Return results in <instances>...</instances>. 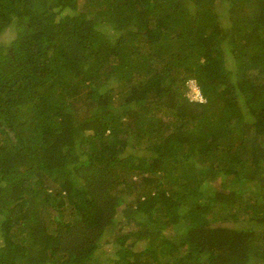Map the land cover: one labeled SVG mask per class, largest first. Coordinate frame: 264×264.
Returning <instances> with one entry per match:
<instances>
[{
    "label": "trees",
    "instance_id": "16d2710c",
    "mask_svg": "<svg viewBox=\"0 0 264 264\" xmlns=\"http://www.w3.org/2000/svg\"><path fill=\"white\" fill-rule=\"evenodd\" d=\"M12 25L0 264H93L107 230L110 264H264V0H0Z\"/></svg>",
    "mask_w": 264,
    "mask_h": 264
},
{
    "label": "rangeland",
    "instance_id": "374dc122",
    "mask_svg": "<svg viewBox=\"0 0 264 264\" xmlns=\"http://www.w3.org/2000/svg\"><path fill=\"white\" fill-rule=\"evenodd\" d=\"M82 9V7H80ZM83 10V9H82ZM81 10V11H82ZM223 25H226L224 22ZM14 29L13 25L8 27L2 34H0V44L4 45V47L8 46L11 40L14 38ZM229 63V62H228ZM106 88H109V86L102 87L101 89L105 90ZM187 95H189V92H187ZM223 181V178L221 177H216L214 181H203L201 188V191L204 192V195L206 197L213 196L215 191L217 190V185L220 184V182ZM247 185V183H246ZM135 187H139V183H136L134 185ZM248 189L255 190L259 189L260 185L257 182H251L247 186H244ZM125 197V195H123ZM237 213V214H236ZM65 214V213H64ZM225 214H229V212H226ZM237 215L236 219L233 218H228L224 222V225L228 227H242L245 226L246 223L244 222L247 219V216L242 214L241 211L236 212L232 211L229 215ZM207 218H210L211 216L208 215L206 216ZM51 219V218H48ZM117 226L115 227V231L120 230L121 232H128L130 229H133L132 227H128L127 225L124 224V220L121 216L118 217L117 219ZM177 228L176 227H169L166 229H163L164 234L169 235V236H174L176 234ZM115 233L111 234L110 232L105 233L104 237L101 239L99 242V251L96 252L95 256V261H93V264H110L108 261H106L107 258L114 259L115 254H116V248L117 245L112 242L113 236ZM140 243V242H139ZM2 244V240L0 238V246ZM141 244V243H140Z\"/></svg>",
    "mask_w": 264,
    "mask_h": 264
},
{
    "label": "built area",
    "instance_id": "2783aa9c",
    "mask_svg": "<svg viewBox=\"0 0 264 264\" xmlns=\"http://www.w3.org/2000/svg\"><path fill=\"white\" fill-rule=\"evenodd\" d=\"M188 87H189V96L191 101H198V102H204L200 91L198 90L195 82L193 80H190L188 82Z\"/></svg>",
    "mask_w": 264,
    "mask_h": 264
},
{
    "label": "clouds",
    "instance_id": "9594fccd",
    "mask_svg": "<svg viewBox=\"0 0 264 264\" xmlns=\"http://www.w3.org/2000/svg\"><path fill=\"white\" fill-rule=\"evenodd\" d=\"M189 81H190V80H189ZM189 81H188V82H189ZM193 81H194V80H193ZM197 88H198V87H197ZM198 90H199V89H198ZM105 233H106V232H105ZM111 234H112V233H111Z\"/></svg>",
    "mask_w": 264,
    "mask_h": 264
}]
</instances>
